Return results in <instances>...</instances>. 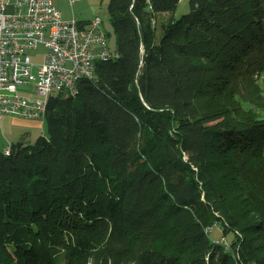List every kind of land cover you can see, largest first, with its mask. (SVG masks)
Listing matches in <instances>:
<instances>
[{
    "label": "trees",
    "instance_id": "trees-1",
    "mask_svg": "<svg viewBox=\"0 0 264 264\" xmlns=\"http://www.w3.org/2000/svg\"><path fill=\"white\" fill-rule=\"evenodd\" d=\"M179 2L108 0L119 58L0 151V264H264V0Z\"/></svg>",
    "mask_w": 264,
    "mask_h": 264
},
{
    "label": "built area",
    "instance_id": "built-area-1",
    "mask_svg": "<svg viewBox=\"0 0 264 264\" xmlns=\"http://www.w3.org/2000/svg\"><path fill=\"white\" fill-rule=\"evenodd\" d=\"M40 47L46 52L36 63ZM100 55L119 58L100 16L66 20L54 0H0V120H44L52 95H76L81 79L95 78Z\"/></svg>",
    "mask_w": 264,
    "mask_h": 264
},
{
    "label": "rangeland",
    "instance_id": "rangeland-1",
    "mask_svg": "<svg viewBox=\"0 0 264 264\" xmlns=\"http://www.w3.org/2000/svg\"><path fill=\"white\" fill-rule=\"evenodd\" d=\"M57 8L62 12L64 19L70 20L76 18L78 20H93L95 17L100 16L103 20V29L110 34V47L116 48V34L112 27L110 15L108 12V0H79L73 5L69 3V0H54ZM190 12V0H180L177 10L175 12L160 13L156 17V28L160 34L162 32V24L167 23L172 17L179 19L181 16ZM46 50L42 47L38 49V54L32 53V59L36 63L43 61V54ZM36 71V70H35ZM26 122V121H25ZM14 142L26 141L28 143H34L38 138L44 137L48 133L46 121L44 120L43 128L38 130H31L32 137L28 136L27 132L29 128H23L22 126H14ZM30 135V134H29ZM31 137V138H30ZM7 145L6 139L0 135V151H4V146ZM211 238L219 240L222 238V232L220 229L215 228L211 234ZM223 241L224 238L222 239Z\"/></svg>",
    "mask_w": 264,
    "mask_h": 264
},
{
    "label": "crops",
    "instance_id": "crops-1",
    "mask_svg": "<svg viewBox=\"0 0 264 264\" xmlns=\"http://www.w3.org/2000/svg\"><path fill=\"white\" fill-rule=\"evenodd\" d=\"M43 124H44V120L26 119V118L18 117L15 115L3 116L2 119L0 120V135H2L7 141V145L4 146V151L6 150V148H10L12 144L16 143L12 141L14 140L13 138L14 136L13 127L14 126H22L23 128H29L30 131L27 132L28 133L27 135L32 137L33 131L31 130L42 129Z\"/></svg>",
    "mask_w": 264,
    "mask_h": 264
},
{
    "label": "bare ground",
    "instance_id": "bare-ground-1",
    "mask_svg": "<svg viewBox=\"0 0 264 264\" xmlns=\"http://www.w3.org/2000/svg\"><path fill=\"white\" fill-rule=\"evenodd\" d=\"M111 60V55H100V61Z\"/></svg>",
    "mask_w": 264,
    "mask_h": 264
},
{
    "label": "water",
    "instance_id": "water-1",
    "mask_svg": "<svg viewBox=\"0 0 264 264\" xmlns=\"http://www.w3.org/2000/svg\"><path fill=\"white\" fill-rule=\"evenodd\" d=\"M45 120V119H44Z\"/></svg>",
    "mask_w": 264,
    "mask_h": 264
}]
</instances>
